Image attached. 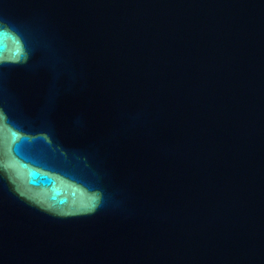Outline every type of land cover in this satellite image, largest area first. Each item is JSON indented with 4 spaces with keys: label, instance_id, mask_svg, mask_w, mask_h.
<instances>
[{
    "label": "water",
    "instance_id": "water-1",
    "mask_svg": "<svg viewBox=\"0 0 264 264\" xmlns=\"http://www.w3.org/2000/svg\"><path fill=\"white\" fill-rule=\"evenodd\" d=\"M0 264H264V0H0Z\"/></svg>",
    "mask_w": 264,
    "mask_h": 264
}]
</instances>
